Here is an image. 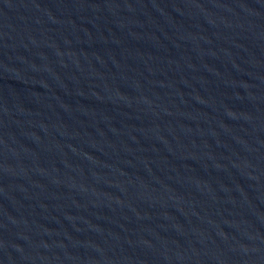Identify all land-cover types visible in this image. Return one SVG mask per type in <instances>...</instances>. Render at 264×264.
<instances>
[{
  "label": "water",
  "instance_id": "water-1",
  "mask_svg": "<svg viewBox=\"0 0 264 264\" xmlns=\"http://www.w3.org/2000/svg\"><path fill=\"white\" fill-rule=\"evenodd\" d=\"M0 264H264V0H0Z\"/></svg>",
  "mask_w": 264,
  "mask_h": 264
}]
</instances>
